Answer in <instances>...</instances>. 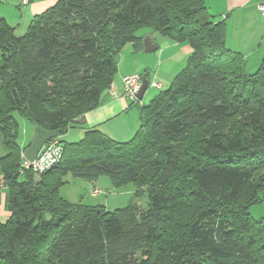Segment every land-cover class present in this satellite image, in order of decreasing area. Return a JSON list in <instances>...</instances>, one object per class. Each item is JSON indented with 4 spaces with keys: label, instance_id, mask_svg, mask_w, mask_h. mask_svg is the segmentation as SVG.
<instances>
[{
    "label": "trees",
    "instance_id": "obj_1",
    "mask_svg": "<svg viewBox=\"0 0 264 264\" xmlns=\"http://www.w3.org/2000/svg\"><path fill=\"white\" fill-rule=\"evenodd\" d=\"M139 27L192 50L133 136L56 137L60 161L36 182L20 173L15 114L64 134L101 103L121 47L142 48ZM0 132V264H264V215L249 211L264 199V57L247 71L204 0H56L23 34L0 17ZM68 174L132 182L148 207L69 202Z\"/></svg>",
    "mask_w": 264,
    "mask_h": 264
},
{
    "label": "crops",
    "instance_id": "obj_2",
    "mask_svg": "<svg viewBox=\"0 0 264 264\" xmlns=\"http://www.w3.org/2000/svg\"><path fill=\"white\" fill-rule=\"evenodd\" d=\"M262 1L204 0L213 20L224 21L225 46L242 55L245 68L249 72L255 71L264 57V12L259 9V4ZM55 2L56 0H30L29 3L22 5V12L19 0H0V17L12 24L19 22L24 13L27 17L23 26L24 30L35 15L43 12ZM141 36L143 38L148 36L151 43L157 48L145 52L142 45L141 49L134 50L137 56L128 59V61L135 62V68L126 69L122 67L124 66L122 59L118 65L116 76L110 85V88L114 89L117 95H112L109 91L110 88H107L101 103L73 119L64 134L82 137L84 131L97 128L117 141H127L133 136L140 123V108L147 103L148 90L147 88L144 90L141 98L128 99L122 94V77L131 73H139L149 80L150 86L153 85V82H157L159 86L155 87L163 89L169 85L173 76L184 67L192 50L189 43L175 41L152 30ZM58 139H60L59 136ZM28 143L19 142V145L23 148ZM7 152L0 132V158L5 156ZM91 187H94L93 183H91ZM61 188H64V185ZM60 194L63 198L68 199L63 194L62 189H60ZM7 198V191L1 187L0 223L5 222L10 214L6 207Z\"/></svg>",
    "mask_w": 264,
    "mask_h": 264
},
{
    "label": "rangeland",
    "instance_id": "obj_3",
    "mask_svg": "<svg viewBox=\"0 0 264 264\" xmlns=\"http://www.w3.org/2000/svg\"><path fill=\"white\" fill-rule=\"evenodd\" d=\"M20 9L23 12V6H20ZM20 21L16 23H12L10 25L15 27L17 34H23V26L27 20L26 15L23 13V15L20 17ZM30 22V21H29ZM28 22V23H29ZM151 31V29L147 27H139L136 29L135 34L136 35H142L146 32ZM137 56V53L134 52L133 46L131 42H126L116 56V64H117V71H118V65L120 61L123 59L122 64L124 68H135V62H130L128 59L135 58ZM133 64L134 66H130V64ZM131 74H137V73H131ZM116 76V75H115ZM111 85V84H110ZM110 85L107 87L109 88ZM167 87H164L165 89ZM160 88H157L155 86L148 85L147 87V103L150 102L153 98H155L160 92L163 90ZM18 123V141L20 143H27L30 141L32 133H33V125L26 120L25 118L19 116L18 114H15ZM23 130H25L23 132ZM59 138L61 140L66 141H77L81 137H76L71 134H61L59 135ZM23 153V152H22ZM66 183L64 184V188H61L63 191V194L68 197V201L72 203H84L89 205H103L107 210H114L117 207H122L127 205L129 202H131L132 199H134L135 204L139 211H144L148 207V196L147 191L145 188H143L142 192L137 196L136 198L133 197V193L136 190V186L132 182H128L124 184L123 186H116L111 177L106 174L99 175L96 179L90 180L88 178H82V177H72L70 174L65 176ZM91 183L94 184V187L97 189H100V192L98 194L92 195L91 193ZM133 197V198H132ZM249 211L251 215L255 218L260 217L264 215V199L261 202L252 204L249 208Z\"/></svg>",
    "mask_w": 264,
    "mask_h": 264
},
{
    "label": "built area",
    "instance_id": "obj_4",
    "mask_svg": "<svg viewBox=\"0 0 264 264\" xmlns=\"http://www.w3.org/2000/svg\"><path fill=\"white\" fill-rule=\"evenodd\" d=\"M30 0H19L21 5L29 3ZM259 9L264 12V0L259 4ZM142 83V75L137 74H127L122 77V94L124 97L136 100L138 93L140 91ZM154 86H159L157 82L152 83ZM110 88V87H109ZM112 95H117L114 89H109ZM63 153L62 143L54 137L47 140L39 149L38 153L33 159H27L24 157L23 153L21 159L23 161L20 164L19 172L29 171L32 175L33 181H38L41 179L42 175L46 173L49 169L55 166L61 159ZM4 180L0 175V186L3 184ZM100 189L93 187L91 189L92 195L98 194Z\"/></svg>",
    "mask_w": 264,
    "mask_h": 264
},
{
    "label": "water",
    "instance_id": "obj_5",
    "mask_svg": "<svg viewBox=\"0 0 264 264\" xmlns=\"http://www.w3.org/2000/svg\"><path fill=\"white\" fill-rule=\"evenodd\" d=\"M142 45L145 52H150L157 48L156 45L151 43V39L148 36H145L142 39ZM148 85H149V80L145 76H142V83H141L140 91L138 93V98H141L144 90L148 87ZM59 135H60L59 129H45L40 125H35L33 127V133L29 141V144L23 150L24 157L27 159H33L38 153L41 146L47 140L54 137H58ZM22 161L23 159H21V162Z\"/></svg>",
    "mask_w": 264,
    "mask_h": 264
}]
</instances>
